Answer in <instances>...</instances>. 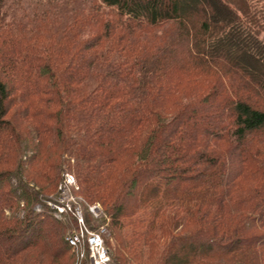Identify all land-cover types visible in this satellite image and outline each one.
I'll return each mask as SVG.
<instances>
[{
	"label": "trees",
	"instance_id": "trees-1",
	"mask_svg": "<svg viewBox=\"0 0 264 264\" xmlns=\"http://www.w3.org/2000/svg\"><path fill=\"white\" fill-rule=\"evenodd\" d=\"M31 1L0 0V264H76L65 173L112 264H264V0Z\"/></svg>",
	"mask_w": 264,
	"mask_h": 264
},
{
	"label": "built area",
	"instance_id": "built-area-1",
	"mask_svg": "<svg viewBox=\"0 0 264 264\" xmlns=\"http://www.w3.org/2000/svg\"><path fill=\"white\" fill-rule=\"evenodd\" d=\"M63 178H65L64 183H61L58 187L59 192L61 193L69 185H75L76 181L75 177L69 173H66ZM52 204L54 203H47L49 207H52ZM78 207L76 208L73 204H71V206L68 204L67 208L70 210L68 211L66 208H62L56 204L53 205V210L55 213L56 210H58L60 213H62L61 216L65 214H73L76 217V219L74 218L76 222V229L74 230L75 232H70L66 236V241L73 248L87 246L92 264H109L110 259L104 241V234L107 232L106 227L102 226L97 231L89 230L85 224L81 210ZM54 208H56V210ZM90 210L96 215L99 211L96 206H90Z\"/></svg>",
	"mask_w": 264,
	"mask_h": 264
},
{
	"label": "rangeland",
	"instance_id": "rangeland-1",
	"mask_svg": "<svg viewBox=\"0 0 264 264\" xmlns=\"http://www.w3.org/2000/svg\"><path fill=\"white\" fill-rule=\"evenodd\" d=\"M34 1H36V0H34ZM20 2H22L21 5H23V6H27V5L31 6V4L33 3V1H31V0H20ZM64 179L65 178H63L62 183H64ZM77 190H78V188H77L76 181H75V185H73V186L69 185L68 187H66L63 190L62 193L59 192V189H58L57 195H56V200L53 203L58 205V206H61L62 208H66L68 211H70L67 208L68 204L70 206H71V204H73L76 208L79 206L78 208L81 210L83 219L85 220V224L87 225L88 229L95 231V229H93L92 226L86 221V212H85V209L83 207V203H82L83 201L80 197H78L76 195ZM54 204H52V207H50L51 210H53ZM90 206H96L98 208L99 211H98L97 215L94 214L93 212H91ZM86 208H87V211H88L91 219L94 222L102 220V218L103 219L106 218V216L103 212V209L100 205H98V204L97 205H87ZM54 209L56 210V208H54ZM69 213H71V212H69ZM61 214L62 213H60L58 210H56L55 215L58 219H62L63 216H61ZM71 215L76 219V217L73 214H71ZM102 226L106 227V225H100L99 228H101ZM75 229H76V227H74L72 229V231H74ZM106 229H107V227H106ZM72 231H70V232H72ZM108 235H109V231L107 229V232L104 234L105 246H106V240L108 238ZM106 248H107V246H106ZM107 250H108V248H107ZM74 251H75V255H76V264H83V263L84 264H92V261H91L90 256H89V250H88L87 246H81L80 248H74ZM108 255H109V259H110L109 264H112L111 256H110L109 252H108Z\"/></svg>",
	"mask_w": 264,
	"mask_h": 264
}]
</instances>
